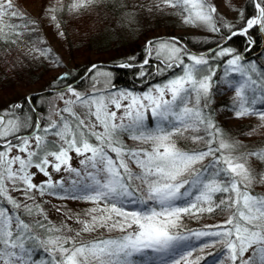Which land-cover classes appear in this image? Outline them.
<instances>
[{"label":"snow or ice","instance_id":"obj_1","mask_svg":"<svg viewBox=\"0 0 264 264\" xmlns=\"http://www.w3.org/2000/svg\"><path fill=\"white\" fill-rule=\"evenodd\" d=\"M92 3L93 0H74L67 8L78 12ZM165 4L179 9L186 24L217 33L215 47L190 52L178 46L180 38L158 46L150 41L147 58H142L137 69L140 77L146 80L153 75L164 76L168 71L172 75L141 94L119 89L115 93L82 94L76 90L79 77L66 73L59 78L63 86L57 89L65 103L57 113L58 121L49 120L41 126L34 103L39 97L24 101L35 116L32 125L23 113L15 115L21 105L6 110L13 113L12 118L0 115V200L6 201L0 203V264H137L133 259L136 256L140 264H157V258L159 264H181L182 260L187 264H207L205 257L188 261L189 249L193 247L188 236L173 234L171 230L183 216L198 220L204 213L217 210L220 214L228 212V218L192 233L197 239L208 238L203 247H219L213 264H264V193L249 190L254 170L250 165L246 167L250 158L264 162V145L257 148L230 136L221 138L222 129L214 120L216 109L212 107L213 86L223 84L235 91L231 105L221 102L229 108V115L237 119L258 117L264 127V65L258 71L246 59L256 43L254 33H264V0H250L254 12L226 4L230 11L237 12L238 24H226L211 0H166ZM6 13H12L10 18L17 21L24 16L11 0H0V25H4ZM51 22L58 35H65L59 32L55 15ZM237 38H243L247 47H231ZM38 51L42 57L49 55L46 47ZM132 66L129 62L119 67ZM174 69H179V73ZM85 71L94 78L99 68L92 65ZM233 74H238V78ZM216 92L219 94L218 88ZM63 93L70 97L65 98ZM74 105L87 110L77 113ZM110 105L122 110V114L117 116ZM29 126L34 128L31 133L19 134ZM185 132L190 134L185 136ZM49 136L57 139H48ZM126 139L151 142V150L129 146ZM180 139L191 141L193 147H178ZM71 154L79 158L80 167H73ZM130 165L139 171L133 172ZM62 172L76 178L71 187L64 180H52L53 173ZM38 175L46 179L34 182ZM130 181L140 182L136 186L139 194ZM10 191L21 192L25 200L33 203L24 204V212L18 213L21 202ZM37 192L41 197L47 193L96 205L84 213L90 220H78L84 232L107 227L125 234L118 239L77 245L55 235L58 229L46 227L39 220L34 224L26 222L24 213H44L35 203ZM101 202L104 207L99 206ZM37 228L44 230L47 239L35 232ZM41 252L47 254L46 259H41Z\"/></svg>","mask_w":264,"mask_h":264},{"label":"trees","instance_id":"obj_2","mask_svg":"<svg viewBox=\"0 0 264 264\" xmlns=\"http://www.w3.org/2000/svg\"><path fill=\"white\" fill-rule=\"evenodd\" d=\"M11 2L13 6H18L24 16L23 19L17 21L10 18L12 13H6L4 25H0L3 27V33L0 34V114H13L12 112L6 113V110L13 105H21L20 109L15 110V114L25 111L30 115L32 123L35 116L29 111V105L24 103L25 98L39 97L40 99L63 86L59 81L63 75L57 76L54 71L63 65L64 54L71 65L67 73L79 77L78 79L83 73L85 76L83 75L82 82L87 79L88 75L85 69H90L92 65L110 68L118 65L116 69L119 75L127 77L133 76L142 63V58H146L150 41L155 43L163 37L172 41L173 36H176L175 38H180L179 46L192 52H205L210 50V46L215 47L213 42L218 36L217 33L211 34L208 30H199L198 40L187 34L176 35L182 33L183 27L177 24L179 17L183 15L179 9L163 5L166 0L164 2L161 0H93V3L86 9L78 12L68 11L67 6L74 0H38L40 5L37 15L27 11L22 0H11ZM47 2H52L49 11L45 10ZM229 7L254 12L250 0H239ZM229 12L233 20L224 19V22L238 24L237 12L235 10H229ZM54 15L60 24L59 32L65 33L63 36L58 35L57 29L51 22V17ZM15 24H19V27H11ZM217 25L219 26L218 21ZM47 29L50 30V35L58 44L61 54H58L56 50L58 48L55 46L56 49H53L48 41ZM16 32L23 34L16 36ZM253 39L256 43L246 59L254 62L256 68L260 70L264 65V33L260 35L259 31H256ZM230 46L236 50H243L247 47L243 38L235 39ZM45 47L49 50V55L42 57L38 49ZM129 62L132 63V67H119ZM219 74L222 75V70ZM166 76L167 74L149 76L141 84L131 86V91L134 93L143 91L165 79ZM235 77L238 78V74H235ZM80 84L79 82L76 85ZM217 88L219 94L216 92ZM226 89L228 88L223 84L213 86L212 107L216 109L214 120L222 129L221 138L230 136L245 146H256L257 148L264 145V127L261 126L258 117L237 119L229 115L228 107L221 104L227 101L228 105H231L235 96L233 90ZM39 99L34 101L37 108L36 114H40L43 109L42 105L37 103ZM218 104L221 106L216 107ZM31 128V126L26 127L19 134H28ZM249 165L254 170L249 190L253 193H264V162L250 158L246 167ZM195 231L198 230L172 232L176 235L188 236L190 244L194 246L201 238H207L194 239L192 233ZM218 252L219 249H216L199 257H205L207 264H213V259Z\"/></svg>","mask_w":264,"mask_h":264},{"label":"rangeland","instance_id":"obj_3","mask_svg":"<svg viewBox=\"0 0 264 264\" xmlns=\"http://www.w3.org/2000/svg\"><path fill=\"white\" fill-rule=\"evenodd\" d=\"M161 1L164 2V0H161ZM238 1L239 0H211V4L217 8V13L219 16L223 17V19H226L227 21H231L233 20L232 19L233 17H231L232 14L231 12H229V7H226L225 5L227 4L229 6L233 3H237ZM22 4L27 11H30L31 13L37 15L38 8L40 5L38 0H35V1L34 0H22ZM163 5H165V3H163ZM51 7H52V2L45 3L46 11H49ZM178 20L179 22L177 26L183 27L184 29L182 28V33H177L176 35L187 34L193 37L194 39L198 40L200 37V35L198 36L197 34L199 30H208L210 31L211 34H213V32L209 29L202 28V27L198 28L195 25L186 24L184 22V16L179 17ZM46 33H47V39L52 44L53 49L58 48L56 49L58 51L57 53L61 54L59 47L57 46L58 44L55 42L54 37L50 35V30L47 29ZM175 37L173 36V38ZM161 42H171V41H168V38L163 37V38L156 40V42L154 43V46H158L159 43ZM97 66L99 68V72L94 74V78H89V75H87V79L82 82L81 80H83V77L85 76L84 75L83 77H80V79L76 80L75 84L79 82L81 83L80 85H77L78 86L76 88L77 91H79L82 94H91L96 91H100V92L112 91L113 93H115V90L117 89H119L122 92H127V91H131V86L141 84L144 81V79L140 77V74L138 71L133 76L122 77L119 75L116 69L118 65H114V67H111V68L99 66V65ZM70 68H71V65L67 61L66 54H64L63 65L61 66L60 69L54 71V73L57 74V76L64 75L70 70ZM257 70L259 71L258 68ZM174 71L179 73V69H174ZM104 73H106L107 75H103ZM166 74L167 76L165 77V79L170 78L172 75V72L168 71L165 73V75ZM233 76H235V74H233ZM165 79L161 81H164ZM147 89L148 87L144 89L143 91H146ZM226 90H229V89H226ZM143 91H137L135 92V94H141ZM232 92L235 93V91H232ZM59 95L60 94H58L56 90L52 93H49L47 96L40 98L39 101L37 102L39 105H42V108H43L40 114H35L36 116H39L41 118L40 124L42 127L45 126L49 120H57V121L59 120V116L57 115V113L60 111V109L65 107L64 100L60 99ZM63 95L65 98L70 97L69 93H63ZM166 98H170V97H166ZM124 103H127V101H124ZM86 110H87L86 108L80 105H74V111H76L77 113H81ZM110 110L116 111L117 116H120L122 114V110H116L115 107L112 105H110ZM23 114L29 117L28 124L32 125L33 123L30 118V115L28 113H25V111ZM0 115H7L8 118H12L13 116V114H0ZM15 115L19 116L20 114H15ZM64 115L67 116L68 114L64 113ZM33 130L34 128L32 127L30 129V132H27V133L29 134ZM97 130L100 131L102 129L98 128ZM28 134H20V135H28ZM189 134H190L189 132L184 133L185 136H188ZM48 139H57V138L49 136ZM125 142L129 146L139 145L149 150H151V147H152L151 142L145 144L141 142H134L130 139H126ZM0 143H3V140H0ZM177 146L187 147L189 149L193 147V145L191 144V141H186L184 139L178 140ZM196 147H201V146L196 145ZM13 154H16L15 150ZM71 155H73V162H72L73 167H77V168L80 167L78 163L79 158L75 157L74 154H71ZM112 155L114 156V154ZM206 162L207 161H205V163ZM130 167L132 168L133 172L139 171V169L136 168L135 165H130ZM44 179L46 178L43 177V175H38L34 182L39 183L40 181H43ZM74 179H76L74 176H71L66 172L52 174V180L54 182L59 181V180H64L66 182L67 187H71V182ZM130 183L132 184L133 189H136V186L140 182L130 181ZM136 190H137V193L139 194V189H136ZM10 194L17 201L21 202V208L17 210L18 213L24 212V209H23L24 204L31 205L33 203V201L31 200H25L21 192L10 191ZM0 203H6V201L0 200ZM35 203H38L40 207L44 209V213L41 215L33 211V214L31 216L27 215V213H24L22 218L25 219L26 222H29L31 224H34L37 220H39L40 222L44 223L46 227L50 226L54 230L58 229L59 231H54L55 235H62L68 238L69 240L73 241L77 245H79L81 242L95 241L98 239H118L120 236L125 234V233H122L119 229L109 231L107 227H104V228L97 227L91 232H84L82 230V225L78 222V220L79 219H87V220L91 219L90 217L85 216L84 213H86L89 208L96 206L92 203L52 196L47 193L43 197H41L38 192L36 194ZM99 206L104 207L103 202H101ZM9 207H11V205H9ZM228 214H229L228 212H225L224 214H220L219 210H217L213 214L204 213L202 216H200L198 220L194 219L191 216H183L181 220L177 222V227L172 229L171 231L203 230L208 226H213V225L222 223L224 220L228 218ZM95 215H100V213H96ZM44 216H47L48 218L46 221L44 219ZM113 218L118 219L115 216ZM111 222L112 221H109L108 223L110 224ZM135 227L136 226L134 225L133 228ZM129 231H131V229H129ZM35 232L37 234H40L42 238L47 239V236L44 235L43 229L37 228L35 229ZM77 233H79V235H77ZM194 239H196L195 236H194ZM206 240H208V238H204V239L201 238V240L198 241V243H196L193 247L189 249L191 251V256H188V261L194 260L200 255L202 256L203 254L210 253L213 250L219 249L218 246H215V247L209 246L207 248L203 247V243ZM66 246H69V245H66ZM184 255L187 256V250L184 252ZM40 257L41 259H46L47 254L41 252ZM177 258L179 259V257ZM133 259L137 261V264H140V258L134 257ZM157 264H159L158 258H157ZM181 264H187V261L182 260Z\"/></svg>","mask_w":264,"mask_h":264},{"label":"bare ground","instance_id":"obj_4","mask_svg":"<svg viewBox=\"0 0 264 264\" xmlns=\"http://www.w3.org/2000/svg\"><path fill=\"white\" fill-rule=\"evenodd\" d=\"M259 34H260V35H262V33H261V32H259Z\"/></svg>","mask_w":264,"mask_h":264},{"label":"water","instance_id":"obj_5","mask_svg":"<svg viewBox=\"0 0 264 264\" xmlns=\"http://www.w3.org/2000/svg\"><path fill=\"white\" fill-rule=\"evenodd\" d=\"M192 52V51H191ZM147 58V57H146Z\"/></svg>","mask_w":264,"mask_h":264}]
</instances>
